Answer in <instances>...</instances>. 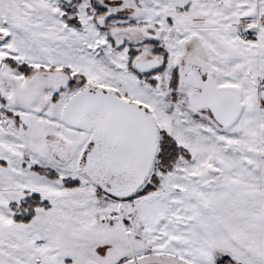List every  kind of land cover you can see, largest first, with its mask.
Here are the masks:
<instances>
[{
	"label": "snow or ice",
	"instance_id": "snow-or-ice-1",
	"mask_svg": "<svg viewBox=\"0 0 264 264\" xmlns=\"http://www.w3.org/2000/svg\"><path fill=\"white\" fill-rule=\"evenodd\" d=\"M0 264H264V0H0Z\"/></svg>",
	"mask_w": 264,
	"mask_h": 264
}]
</instances>
